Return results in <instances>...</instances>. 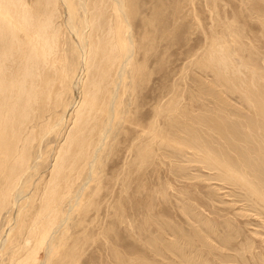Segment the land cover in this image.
I'll return each mask as SVG.
<instances>
[{
    "label": "rangeland",
    "instance_id": "1",
    "mask_svg": "<svg viewBox=\"0 0 264 264\" xmlns=\"http://www.w3.org/2000/svg\"><path fill=\"white\" fill-rule=\"evenodd\" d=\"M93 1L8 0L32 13L35 36L50 19L48 61L0 18V128L11 131L0 130V163L8 150L29 157L13 185L21 202L1 200L0 264L36 251L28 232L54 161L76 162L86 130L91 158L32 264H264V0H97V19ZM99 23L111 28L103 51ZM88 77L85 90L101 84L91 95L104 84L112 96L92 120L75 114Z\"/></svg>",
    "mask_w": 264,
    "mask_h": 264
},
{
    "label": "bare ground",
    "instance_id": "2",
    "mask_svg": "<svg viewBox=\"0 0 264 264\" xmlns=\"http://www.w3.org/2000/svg\"><path fill=\"white\" fill-rule=\"evenodd\" d=\"M42 1V0H40ZM62 1V4L64 2V0H61ZM53 2V1H52ZM56 2V1H55ZM84 1H81V4H83ZM58 3V1H57ZM65 3V2H64ZM85 3V2H84ZM19 4V3H18ZM54 4V2H53ZM52 4V5H53ZM87 4V3H86ZM38 5V3H37ZM93 5H94V19H97L100 17V5L97 4V0L93 1ZM82 6V5H81ZM86 6V5H85ZM87 8V7H85ZM66 9V8H65ZM84 9V8H83ZM55 10V9H54ZM85 10V9H84ZM68 12V11H67ZM88 12V11H87ZM97 13H99V15H97ZM0 18H1V21H3L4 23L2 25H8V23L10 21H14V24L15 26L17 27L16 30L20 31L21 33H24L25 35V38L26 40L28 41V45H31L33 46V49H35V53H36V57L37 59L38 58H45L46 55H47V51L46 49L49 48L50 46V43L47 42V39L45 37H43V33L47 31V28L49 27L50 25V19L46 18L44 20V25H40L39 27L42 28V34L39 33V35L35 36L34 35V30L33 29V25L31 23L30 26L27 25L29 21V17L28 15H32V13L29 11V10H26L24 8V6L22 5L21 8H17L15 6V3H8V0H0ZM91 14V13H90ZM89 14V15H90ZM33 18V17H32ZM45 18V17H44ZM93 19V18H92ZM12 21V22H13ZM53 23V21L51 22V24ZM3 27V26H2ZM1 27V28H2ZM38 27V28H39ZM52 27V26H51ZM4 28V27H3ZM40 28V29H41ZM50 29V28H49ZM111 29V28H110ZM109 27H105L103 26L102 24L99 23V27H98V35H97V40H96V47L97 49H99L100 51H103L104 48H105V45H106V37L107 36H110L111 35V31H110ZM46 30V31H45ZM40 31V30H39ZM38 32V31H37ZM3 33V32H2ZM50 34V33H49ZM46 36V35H45ZM20 37V36H19ZM87 40L90 41L89 38H87ZM108 40V39H107ZM89 43V42H88ZM83 44V43H82ZM113 44V43H112ZM112 44L110 43V45L112 46ZM3 45V44H2ZM94 44L91 43L90 47L93 46ZM109 45V46H110ZM108 46V43L106 45V48ZM113 48L115 47L112 46ZM112 47H110L111 49H113ZM82 48H84V46L82 45ZM52 49V48H51ZM117 49V47H116ZM4 50H5V46H4ZM115 49H113L114 51ZM86 51V50H85ZM131 51V49H130ZM5 52V51H4ZM50 52V50H49ZM52 52V51H51ZM83 52V51H82ZM3 53V52H2ZM108 53H110L108 51ZM8 57H3L5 58L6 60H9L11 58V56L8 55V52L5 53ZM55 54V53H53ZM83 54V53H82ZM88 55V57L85 55L83 56L85 59L84 61V65L82 63V68L80 69V73L79 75L81 76L84 72H87L89 71L90 67H91V59H90V54L89 53H86ZM52 55V54H51ZM115 55V54H114ZM2 56V55H1ZM50 57V53L48 55ZM35 57V58H36ZM49 57L45 58V60L49 59ZM8 58V59H7ZM30 58V57H29ZM53 58V57H52ZM51 58V59H52ZM50 59V60H51ZM110 59V58H109ZM219 59V58H218ZM44 60V61H45ZM48 61V60H47ZM111 63L110 66H113L114 62L112 61H109L108 62V65ZM56 64V63H55ZM99 64L104 67V64H103V61H99ZM99 64L97 65V63L94 65V66H99ZM125 62L122 63L121 65V68H119V73L122 72L120 71V69L122 70L123 66H124ZM47 65V64H46ZM34 66V65H33ZM119 66V65H118ZM20 67V66H19ZM47 67V66H46ZM49 67V66H48ZM47 67V68H48ZM93 67V66H92ZM116 67V66H115ZM26 68V67H25ZM33 68V67H32ZM54 68V67H52ZM64 68V67H63ZM80 68V67H79ZM21 69V68H20ZM94 69V68H93ZM3 70V69H2ZM49 70V69H48ZM58 70V69H57ZM225 70V69H224ZM63 71V70H62ZM91 71H92V78H96L93 73V70L91 68ZM117 71V70H116ZM26 72V71H25ZM94 72H95V69H94ZM118 72V71H117ZM237 73V72H236ZM41 74V73H40ZM118 74V73H117ZM20 75V74H19ZM89 75V74H88ZM5 76V75H4ZM41 76V75H40ZM34 77V75H33ZM42 77V76H41ZM91 77V76H90ZM90 77L86 78V80L83 81V83L80 84V86L82 85V102H81V105H84V109H83V113L82 115L78 114V110H76V113L78 118L81 116L82 119L83 118H95V117H101L102 116H105L107 113H109V111L111 110V106H112V96L111 95H108V93L110 94V91L108 92V90L106 89L105 92H104V84H103V87H102V91H101V94H99V90H95L92 92L93 95H91V90L92 89H97L100 87L99 84H93L91 85V87H88L86 90H85V86H86V82H88L90 80ZM35 78V77H34ZM43 78V77H42ZM98 78V76H97ZM2 79V78H1ZM0 79V80H1ZM21 79V78H20ZM92 79V80H93ZM24 80V79H23ZM42 80V79H41ZM104 81V80H103ZM102 81V82H103ZM3 82V81H2ZM24 82V81H23ZM72 82V81H71ZM74 82V81H73ZM100 82V83H102ZM1 83V81H0ZM22 83V81H21ZM51 84V83H50ZM2 85V83H1ZM0 85V87H1ZM46 85V84H45ZM48 85V84H47ZM77 86H78V82L75 83V88L77 90ZM79 87V86H78ZM57 88V87H56ZM44 89V88H43ZM110 89V88H109ZM76 92V91H75ZM77 95V94H76ZM114 97V96H113ZM3 98V97H2ZM76 99V96L74 97ZM100 99H102V103H104L105 101H108L107 103H104L102 105ZM78 102V101H77ZM253 102V101H252ZM80 103V102H79ZM76 104V103H75ZM78 105V104H77ZM80 105V104H79ZM80 105V107H82ZM76 106V105H75ZM21 108H23V106L20 105ZM72 107V106H71ZM70 107V108H71ZM74 108V107H73ZM78 108V107H77ZM81 111V109H80ZM79 111V112H80ZM75 112V111H74ZM82 112V111H81ZM111 112V111H110ZM5 116V115H4ZM67 116V115H66ZM76 116V115H75ZM74 116V117H75ZM65 118V117H63ZM76 118V117H75ZM9 119V118H8ZM77 120V119H76ZM90 120V121H91ZM94 120V119H93ZM10 121V120H9ZM75 121V120H74ZM82 121V120H81ZM104 122V121H103ZM75 125L78 124V120H77V123L74 122ZM80 123V122H79ZM83 124V123H82ZM87 124V123H86ZM103 124V123H102ZM24 125V123H23ZM98 125V124H97ZM90 127V126H89ZM98 127V126H96ZM95 127V128H96ZM81 128V127H79ZM103 128V127H102ZM101 128V129H102ZM3 129V126L0 128V130ZM98 129V128H97ZM104 129V128H103ZM4 130V129H3ZM10 130V129H9ZM91 130V129H90ZM95 130V129H94ZM93 131V130H92ZM91 131V132H92ZM104 131V130H102ZM98 132V130H97ZM89 134H87V130H86V133L85 134H81L80 136H77V137H74V140L76 141L77 145H78V148H79V152L77 153V155H79V157L77 158L76 162H72V165L71 164H64L62 166H59V161L61 160L62 158V153H59L58 157L56 158V160L54 161V164H53V168L52 170L50 171V178L48 180L47 183H45V188H44V193L42 194V197H41V200L42 201V205H41V209H40V212L39 214L37 215L36 217V220L35 222L33 223V226L31 227V229L29 230L28 232V236H35V242L36 245H35V249L36 251L39 249V245L38 243H43L45 240H48L47 238H49L54 232H53V229H55L57 226L56 224L58 223L57 220H59V216H60V206L62 205L63 203V199H64V194H66V191H67V188L69 187L70 183L72 182V179L74 178L73 175L77 174L80 172V170L82 169L83 165L86 164L87 161L90 160L91 158V153L88 152V150L86 149L89 145L93 144L95 142V136L93 137L92 134L94 133H90V131L88 132ZM100 133V131H99ZM4 134V138L5 136L8 137L10 134H11V131H10V134L9 132H5L2 131V135ZM103 134V133H102ZM100 134V135H102ZM1 135V134H0ZM95 135H96V132H95ZM3 137V136H0V138ZM73 137V136H72ZM72 137H70V139H73ZM101 137V136H100ZM235 137V136H234ZM2 140V138H1ZM4 140V139H3ZM12 140V139H11ZM69 140V139H68ZM8 141V139H7ZM69 142V141H68ZM71 142V141H70ZM9 143V142H8ZM12 143V142H11ZM9 143V145L11 144ZM72 143V142H71ZM262 143V142H261ZM14 143L11 144V146L13 145ZM68 144V143H67ZM7 145V144H6ZM15 145V144H14ZM8 146V145H7ZM6 146V147H7ZM68 146V145H67ZM70 147V146H68ZM92 147V146H91ZM11 148V147H9ZM97 148V147H96ZM65 149V148H64ZM8 150V149H7ZM12 150V149H11ZM67 150V149H66ZM72 150V149H71ZM85 150V151H83ZM9 151V150H8ZM7 151V153H8ZM65 151V150H64ZM60 152V151H59ZM67 152V151H65ZM77 152V151H76ZM75 152V153H76ZM85 152V156L83 157V153ZM7 153H3L4 156H7V158L5 159V161H2L0 163V175H3L4 178V181L3 182H0V209L2 207V203H1V200H3L4 204L7 205L9 204V200L11 198V196L13 197V204L14 206L16 204H18V202L21 200L22 198V192H20V190H14L16 188H13V185L15 184V181H16V178H17V175L18 173L24 168V166L28 163L29 161V157H28V153L27 151L25 153H22L20 156H16V155H13L11 152H10V156L8 155H5ZM2 154V155H3ZM9 154V153H8ZM19 154V153H18ZM32 154V153H31ZM75 155V154H74ZM76 155V156H77ZM63 156L67 157L66 156V153L63 154ZM72 156V155H71ZM9 157H12V161L9 159ZM70 157V156H69ZM83 157V158H82ZM1 159V158H0ZM3 160H4V157H3ZM66 160V158H65ZM70 160V159H69ZM33 161V159H32ZM92 161V160H91ZM68 162V161H67ZM64 163V162H63ZM89 164V163H88ZM221 167V166H220ZM31 168V167H30ZM68 169V170H67ZM25 173V171H24ZM71 175V177H69ZM76 176V175H75ZM71 178V179H70ZM21 182V181H20ZM244 184V183H243ZM20 189V188H19ZM29 197V196H28ZM21 202V201H20ZM17 213V212H16ZM37 213V212H36ZM46 213V214H44ZM62 217V216H61ZM35 218V217H34ZM64 218V216H63ZM15 219V218H14ZM33 220V219H32ZM64 220V219H63ZM62 220V221H63ZM17 221V220H16ZM61 221V222H62ZM18 223V222H15V224ZM63 224V223H61ZM17 225V224H16ZM29 225V224H28ZM32 225V224H31ZM60 226V225H59ZM10 227V226H9ZM28 227V226H27ZM9 229V228H8ZM14 229V227H13ZM6 231V230H5ZM12 230H10L11 232ZM8 230L4 233V236L3 234H1V237H0V249L4 250L5 247L8 245L9 241H10V236L9 233H7ZM53 232V233H52ZM11 234V233H10ZM33 248L31 249V251H29L28 249V252L25 253V257L23 259H21L20 263L22 264L24 261H26L28 259V262L25 263V264H32V261H34L33 257L34 256V252H36ZM14 252V251H13ZM13 255V254H12ZM33 258V259H32Z\"/></svg>",
    "mask_w": 264,
    "mask_h": 264
}]
</instances>
